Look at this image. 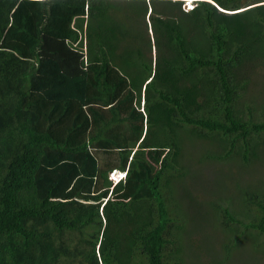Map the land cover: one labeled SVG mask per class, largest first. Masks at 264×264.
Returning <instances> with one entry per match:
<instances>
[{"label": "trees", "instance_id": "obj_1", "mask_svg": "<svg viewBox=\"0 0 264 264\" xmlns=\"http://www.w3.org/2000/svg\"><path fill=\"white\" fill-rule=\"evenodd\" d=\"M196 1L0 0V264H185V136L264 155V0ZM236 189L223 261L264 234V187Z\"/></svg>", "mask_w": 264, "mask_h": 264}, {"label": "rangeland", "instance_id": "obj_2", "mask_svg": "<svg viewBox=\"0 0 264 264\" xmlns=\"http://www.w3.org/2000/svg\"><path fill=\"white\" fill-rule=\"evenodd\" d=\"M187 1L182 5L184 10L192 8L197 2ZM245 1L252 2V0ZM153 54H155L154 48ZM262 75L264 76V73ZM263 76H253L254 81L247 94L251 106L256 107V115L257 113L264 115ZM242 102L243 100L240 99L239 104L241 105ZM214 145L216 148L220 147L216 143ZM215 147L208 140L201 141L192 136H185L183 140L181 160L186 173L174 178L172 186V193L175 199L180 200L181 209L188 211L186 215L188 224L184 223L186 230L183 233L184 242L179 255L184 257L185 264H264V234L256 231L244 235L237 247L230 251L229 258L223 261L225 256L223 244L232 241L229 238L231 232L223 228L217 229L216 223L208 217V212L216 213L217 209L212 206V202L217 199L218 202L228 204L232 209L237 211L242 209L235 201V196L238 195L236 183L241 187H246L251 182L256 187H264V155L248 163H243L242 159L236 157L224 161L217 158H204L203 161H198L209 150L216 152ZM122 176L124 173L114 170L110 178L115 183ZM201 215L206 216L208 222L201 221ZM210 238L212 241H209ZM192 240H196L195 244ZM197 245L201 246V250Z\"/></svg>", "mask_w": 264, "mask_h": 264}, {"label": "bare ground", "instance_id": "obj_3", "mask_svg": "<svg viewBox=\"0 0 264 264\" xmlns=\"http://www.w3.org/2000/svg\"><path fill=\"white\" fill-rule=\"evenodd\" d=\"M194 1H196V0H194ZM227 156H228V155H227ZM121 172L124 173V176H125V172H123V171H121ZM124 176H122L121 178H123ZM119 180H120V179H119ZM119 180H118V181H119ZM116 182H117V181H116ZM116 182H115V183H116ZM131 257H132V256H131Z\"/></svg>", "mask_w": 264, "mask_h": 264}, {"label": "clouds", "instance_id": "obj_4", "mask_svg": "<svg viewBox=\"0 0 264 264\" xmlns=\"http://www.w3.org/2000/svg\"><path fill=\"white\" fill-rule=\"evenodd\" d=\"M147 1H149V0H147ZM183 1V3L185 4V3H187L188 1L187 0H182ZM186 1V2H185ZM194 1V0H193ZM195 2V1H194Z\"/></svg>", "mask_w": 264, "mask_h": 264}]
</instances>
